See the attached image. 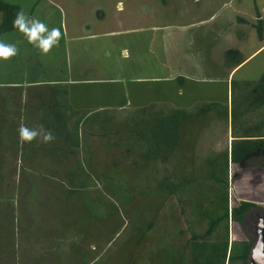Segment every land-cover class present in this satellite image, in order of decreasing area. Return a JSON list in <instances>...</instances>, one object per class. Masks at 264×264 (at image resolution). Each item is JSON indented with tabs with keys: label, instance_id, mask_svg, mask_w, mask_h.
Here are the masks:
<instances>
[{
	"label": "rangeland",
	"instance_id": "rangeland-1",
	"mask_svg": "<svg viewBox=\"0 0 264 264\" xmlns=\"http://www.w3.org/2000/svg\"><path fill=\"white\" fill-rule=\"evenodd\" d=\"M6 1L61 30L59 46L48 55L31 48L50 80L79 83L91 102L117 92L125 108L88 118L82 146L89 144L92 158L63 159L57 174H24L18 158L0 157V264H190L192 235L211 240L224 234L220 224L206 235L208 222L222 213V194L228 211L241 201L260 208L242 230L227 220L228 244L245 235L255 241L258 218L264 220V171L225 165L229 122L214 112L188 120L174 156L164 165L147 164L142 149L128 144L130 126L145 114L126 103L137 88L153 92L164 114L170 103L190 114L212 99L224 105L226 90L229 102L230 81L254 82L264 73V0ZM88 28L99 36L85 39ZM10 34L7 43L28 42L19 31ZM228 50L244 61L226 82ZM7 62L0 65L1 110L24 100L7 90L11 76L24 70ZM177 75L183 83L134 82ZM92 118L102 125H91ZM167 172L175 187L171 196L158 189Z\"/></svg>",
	"mask_w": 264,
	"mask_h": 264
},
{
	"label": "trees",
	"instance_id": "trees-1",
	"mask_svg": "<svg viewBox=\"0 0 264 264\" xmlns=\"http://www.w3.org/2000/svg\"><path fill=\"white\" fill-rule=\"evenodd\" d=\"M19 12L20 7L18 5L0 0V39H3L6 34L18 31L13 22ZM255 30L258 38H260L261 22L259 19ZM224 57L231 69H235L244 61L235 50L226 51ZM211 112H214L218 118L225 122H229L232 139L229 151L225 152V165L228 161L239 170L264 171V73L254 82L230 81L228 107L216 103H207L196 107L194 114L187 111H172L169 114L140 117L141 119L134 121L129 128L128 144L137 145L142 149L140 156L147 164L159 162L164 165L181 146L182 124L190 119H201ZM62 120L65 122V116ZM75 129L78 132L79 128ZM63 130V134L66 136H74L76 132L74 129V132H68L65 128ZM132 138L135 139L132 140ZM74 145L79 146L78 139L73 143ZM210 177L214 182L218 181L215 174L212 173ZM223 181L218 183L225 185ZM158 189L168 196L175 193V187L168 172L159 182ZM220 198L222 213L219 216L215 215L208 222L206 235H211L220 224L224 225V234L212 238L213 241L202 240L192 235L193 242L189 246L190 264H247L252 240L249 235H245L243 241H233L228 244L227 220L229 219L242 230L245 224V215L254 214L260 208L254 203L241 201L228 211L225 205V196L222 194ZM210 205L213 206V210H218L214 203ZM226 256L227 259L225 260ZM171 259L169 263L172 261ZM178 264H183L182 259Z\"/></svg>",
	"mask_w": 264,
	"mask_h": 264
},
{
	"label": "crops",
	"instance_id": "crops-1",
	"mask_svg": "<svg viewBox=\"0 0 264 264\" xmlns=\"http://www.w3.org/2000/svg\"><path fill=\"white\" fill-rule=\"evenodd\" d=\"M9 34L6 35L8 36ZM84 34L85 39L92 40L93 38L99 36L93 33L92 28H88ZM111 34L113 33H105L102 36ZM5 37L6 36L4 35V41ZM10 42L16 43L20 51L19 55L9 60L7 64H16V66L24 70V72L22 75L13 74L11 76L14 81L10 82L7 90L16 94L17 98H23L24 100L21 105L20 101H18L7 104L8 106L4 108L5 110L0 109L1 112H7L6 114H3V112L0 114V127L3 128L0 131V143H6L4 145L5 149L3 152L0 151V153H5V155L6 153H10V156L0 155V157L18 158V162L23 167V173L33 175L38 173L57 174L58 169L63 167V159L76 160L79 158V155L85 159H91L92 155H90V152H92V149L89 144L86 143L84 148L82 146L83 140L81 128L85 124L86 120L88 118L90 119L94 114L104 111L124 110V104L119 102L120 94L117 92L111 93L110 91H107L106 93H101L100 95L102 96L99 95V98L96 97L97 99H95L94 102H91V98L88 95L90 94L89 92L76 88V85L79 83L68 80L65 81L63 79H51V81L48 77L47 71L39 60L38 53L31 51L32 45H30L28 42H23V45L20 44L21 41ZM28 50H30V52ZM1 62L3 61H0V65H2ZM198 71L200 72L202 69L199 68ZM233 71L234 69L230 70L229 74L227 75L226 82H229L230 75ZM176 78L181 81L182 75H177L176 77L173 76L170 78H138L135 79L134 82H137V84H157L162 81H164V83H168L173 82ZM183 79H186V77L184 76ZM181 82L183 83V81ZM152 95L153 92L143 88H137L134 92V100H132L130 103L127 101L126 107L128 106L131 107V109L133 108V110L141 111L146 117L164 114L161 111L156 110L158 106L162 105L154 102ZM227 95L228 91L226 90V103L224 105L228 107L229 102ZM25 100H27V102ZM194 102H196V98L194 99L193 103ZM207 103L220 104L216 99L209 100ZM168 105V111L166 114H169L172 111L188 110L181 107L179 104L170 103ZM63 116H65V122L62 120ZM91 120V125H102L98 118H93ZM21 123L28 127H35L37 125L43 124L46 128L52 130L53 134L56 136V139L47 144L41 143L39 141L33 142L31 144H22L18 139L17 132V128ZM77 127L79 128L78 132L75 129ZM63 128H65V130L68 132H76L74 133V136H66L63 134ZM228 129L229 128H227V151H229V145L231 143ZM3 136H5V142L3 141ZM77 139L79 140L78 147L75 145L73 146V143H75ZM75 167H77V165H75Z\"/></svg>",
	"mask_w": 264,
	"mask_h": 264
},
{
	"label": "clouds",
	"instance_id": "clouds-1",
	"mask_svg": "<svg viewBox=\"0 0 264 264\" xmlns=\"http://www.w3.org/2000/svg\"><path fill=\"white\" fill-rule=\"evenodd\" d=\"M17 29L33 47L37 48L42 54L48 55L52 50L59 46L61 40V30L59 28H49L44 22L36 17L28 16L23 10L17 13L13 22ZM19 47L16 43H7L0 39V61H9L19 55ZM18 139L23 143H50L56 139L52 130L46 128L43 124L35 127H28L23 123L17 129ZM264 247V242L258 241L254 252Z\"/></svg>",
	"mask_w": 264,
	"mask_h": 264
},
{
	"label": "water",
	"instance_id": "water-1",
	"mask_svg": "<svg viewBox=\"0 0 264 264\" xmlns=\"http://www.w3.org/2000/svg\"><path fill=\"white\" fill-rule=\"evenodd\" d=\"M255 233L256 239L252 244L247 264H264V247H261L258 253L254 252V249L257 248L258 241L264 242V220L258 219Z\"/></svg>",
	"mask_w": 264,
	"mask_h": 264
},
{
	"label": "flooded vegetation",
	"instance_id": "flooded-vegetation-1",
	"mask_svg": "<svg viewBox=\"0 0 264 264\" xmlns=\"http://www.w3.org/2000/svg\"><path fill=\"white\" fill-rule=\"evenodd\" d=\"M251 214H252V213H251ZM251 214H246V215H245V217H244V218H245V221H246V219H247L248 217H250ZM252 215H253V214H252ZM258 219H261V218H258ZM256 226H257V225H256ZM251 240H252V239H251ZM252 244H253V241H252ZM249 253H250V252H249ZM248 257H249V256H248ZM247 263H248V260H247Z\"/></svg>",
	"mask_w": 264,
	"mask_h": 264
}]
</instances>
